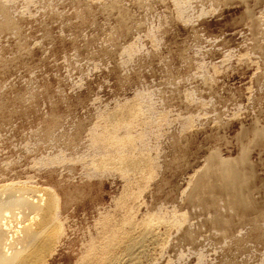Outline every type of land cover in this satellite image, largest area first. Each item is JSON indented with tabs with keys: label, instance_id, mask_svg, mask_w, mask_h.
<instances>
[{
	"label": "rangeland",
	"instance_id": "1",
	"mask_svg": "<svg viewBox=\"0 0 264 264\" xmlns=\"http://www.w3.org/2000/svg\"><path fill=\"white\" fill-rule=\"evenodd\" d=\"M247 9L260 20L264 2L0 0V186L59 202L43 236L58 243L26 262L76 264L130 207L152 236L120 264H264V50ZM241 149L248 204L216 211L225 195L196 173ZM107 152L147 178L95 165Z\"/></svg>",
	"mask_w": 264,
	"mask_h": 264
},
{
	"label": "bare ground",
	"instance_id": "2",
	"mask_svg": "<svg viewBox=\"0 0 264 264\" xmlns=\"http://www.w3.org/2000/svg\"><path fill=\"white\" fill-rule=\"evenodd\" d=\"M247 10L252 23L253 46L264 50V14L260 20H256L252 16V11ZM255 135L264 138V128L257 131ZM101 138L106 146H111L115 142L113 138L105 136ZM245 163L247 159L243 149L232 158H225L218 151L211 153L206 159V164L198 169L196 187L203 191L205 187L210 186L225 195L213 200L216 211L222 207L228 209L248 204L240 195L245 179L243 173ZM145 164L131 157L114 155V152H107L95 160V165L99 167H119L124 172H132L137 180L147 178L148 170L145 169ZM208 179H211L212 183L208 184ZM130 183L125 184L124 191L125 195L133 196L135 193L129 190ZM58 203L53 192L37 191L29 187L0 186V264H30V261L26 262L27 257L36 256L34 254L39 247L48 244L49 247H53L58 243L61 236L49 243H45L43 239L45 232L57 216ZM129 208H125L126 218L123 221L107 219L99 224L95 235L89 239L83 257L76 264H120L119 261L116 262L118 254L130 253L136 247L135 234L138 233L139 242L140 240L148 241L152 233L142 230V225H139L134 212L130 213ZM216 219L221 222L223 217L217 213ZM123 223H126L129 229H125Z\"/></svg>",
	"mask_w": 264,
	"mask_h": 264
}]
</instances>
